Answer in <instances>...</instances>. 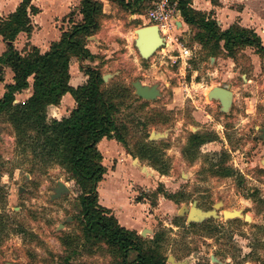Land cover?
<instances>
[{
  "label": "rangeland",
  "instance_id": "rangeland-1",
  "mask_svg": "<svg viewBox=\"0 0 264 264\" xmlns=\"http://www.w3.org/2000/svg\"><path fill=\"white\" fill-rule=\"evenodd\" d=\"M109 6L98 16L95 42H88L100 73L113 76L107 87L120 91L114 119L134 158L115 141L100 145L105 175L98 202L128 216L133 230L144 231L142 238H161L168 264H264V55L242 48L232 57L223 51L209 56L177 16L173 34L191 57L182 60L165 44L142 59L134 31L151 25V4L138 14ZM253 11L264 46V0ZM222 85L233 95L226 113L206 98ZM150 133L163 138L150 141ZM155 160L166 166L164 175L151 166ZM59 181L70 192L52 200ZM76 197L62 168L18 152L16 136L0 116V264H118L114 250L85 239ZM194 202L205 211L221 204L208 227L184 225Z\"/></svg>",
  "mask_w": 264,
  "mask_h": 264
},
{
  "label": "trees",
  "instance_id": "trees-1",
  "mask_svg": "<svg viewBox=\"0 0 264 264\" xmlns=\"http://www.w3.org/2000/svg\"><path fill=\"white\" fill-rule=\"evenodd\" d=\"M105 1L130 14H138L150 3V0ZM169 1L176 4L183 23L195 31L194 42L207 50L209 56L223 51L232 57L242 48H251L255 54L264 55V46L254 30L237 24L222 30L212 11H195L191 8V0ZM32 2L21 0L13 13L0 18V38L3 42H13L20 32L31 33L30 17L38 13ZM102 6L96 0H80L82 21L75 24L70 19V27L44 54L30 48L25 56H21L9 47L0 55V65L8 67L13 74L12 83L3 88L0 116L12 128L18 152L28 151L33 161L57 165L68 174V180L77 190L76 199L81 208L80 220L86 240L100 241L114 250L118 255V264H166L160 251L161 238L154 235L146 240L135 231L121 227L111 212L98 203L97 188L103 180L105 168L97 144L102 139L114 140L124 148L127 157L134 158L128 154L114 119L117 113L114 99L119 97L120 91L104 85L97 67L81 64L79 70L87 76L86 83L76 88L69 85L71 59H94L85 47V40L98 31ZM29 79L31 95L22 102L14 103L15 94L29 88ZM65 94H69L74 102L69 115L61 120L48 118L47 107L57 106ZM194 138L199 139L197 136ZM154 155L151 153V156ZM158 162L153 161L151 166L158 174L164 175L167 168L157 167Z\"/></svg>",
  "mask_w": 264,
  "mask_h": 264
},
{
  "label": "crops",
  "instance_id": "crops-1",
  "mask_svg": "<svg viewBox=\"0 0 264 264\" xmlns=\"http://www.w3.org/2000/svg\"><path fill=\"white\" fill-rule=\"evenodd\" d=\"M103 4L105 0H96ZM262 0H191V8L195 11L208 13L213 12L215 20L218 22L222 30L227 29L233 24L246 29H252L254 32L260 36V32L257 26L254 25V11L253 6ZM21 0H0V18L4 19L9 14L13 13ZM33 6L38 9V13L30 17L31 25L33 27L29 35L20 32L16 36L13 42H3L0 38V55L7 52V50L12 48L19 55L25 56L30 48H36L40 54H44L49 50L50 45L60 39L61 33L66 31L70 24L69 20L72 19L73 23L79 24L82 21V16L79 13L80 0H33ZM108 8H110L109 3ZM73 14L75 16V21L73 19ZM78 14V16H76ZM96 34V33H95ZM94 34V35H95ZM94 35L87 37L85 40V47L89 53L94 57L93 60H82L78 61L76 58H72L69 64V85L73 88L81 86L86 83L87 76L79 70V64L85 66L84 63H89L91 67H99V59L95 49L90 45L92 42H88L94 39ZM97 63V64H96ZM76 65V69H75ZM88 65V64H87ZM71 69L75 71L72 73ZM0 71H5V76L0 77V84L3 83L2 88L5 85L12 83L13 74L11 70L0 65ZM112 75H102V81L104 85H108L111 82ZM4 79V81H2ZM26 92L25 96L22 94ZM4 93V89L0 92V98ZM31 95V79H29V88L21 93H17L14 96V103L22 102L26 100ZM19 97H22L19 99ZM74 107L73 99L69 94H65L61 97L59 104L54 106L53 110H47V117L51 119L61 120L66 118L70 111ZM51 112V116H49ZM114 140L102 139L98 144L97 148L101 152V144H109ZM102 156V155H101ZM99 197H100V190ZM99 199L100 205L108 209L111 214L115 217L118 224L125 229L133 230V222L128 218L117 215L114 211V206L110 203L104 202V200ZM129 209V216L134 212L131 208ZM136 232V231H135ZM140 232V236H145L144 231ZM137 233V232H136ZM138 234V233H137Z\"/></svg>",
  "mask_w": 264,
  "mask_h": 264
},
{
  "label": "water",
  "instance_id": "water-1",
  "mask_svg": "<svg viewBox=\"0 0 264 264\" xmlns=\"http://www.w3.org/2000/svg\"><path fill=\"white\" fill-rule=\"evenodd\" d=\"M103 14L108 13V6L103 4L102 6ZM135 39L134 46L142 59H147L156 52L157 49L164 46V39L160 36L159 30L155 25L144 26L138 28L134 31ZM206 98L208 100H214L219 103L220 111L222 113H226L232 103L233 95L229 91L226 85H222L220 87H212L206 93ZM54 106L50 105L47 107V110H53ZM163 138L161 134L150 133L148 139L150 141L157 140ZM70 190L65 186L62 182H57L56 187L53 188V194L51 195V199H57L60 196L69 193ZM196 215V216H195ZM214 212H201L195 209V203L192 204L190 208L189 215L187 220L189 222L199 221L202 218H208L213 216ZM7 262H11V256L8 254L6 258Z\"/></svg>",
  "mask_w": 264,
  "mask_h": 264
},
{
  "label": "built area",
  "instance_id": "built-area-1",
  "mask_svg": "<svg viewBox=\"0 0 264 264\" xmlns=\"http://www.w3.org/2000/svg\"><path fill=\"white\" fill-rule=\"evenodd\" d=\"M151 6L147 11L148 23L157 26L160 36L164 39V44L174 46L178 57L186 60L191 57V50L184 46L173 34L175 30L176 18L179 12L176 4L169 0H150Z\"/></svg>",
  "mask_w": 264,
  "mask_h": 264
},
{
  "label": "flooded vegetation",
  "instance_id": "flooded-vegetation-1",
  "mask_svg": "<svg viewBox=\"0 0 264 264\" xmlns=\"http://www.w3.org/2000/svg\"><path fill=\"white\" fill-rule=\"evenodd\" d=\"M168 199V198H167ZM169 200H171V199H169ZM174 203H176V202H174ZM195 203V202H194ZM193 204V203H192ZM192 204H191V206L189 207V209H188V211H187V214L185 215V218H184V225H186V226H191V225H196V224H199V225H202L203 223H206L205 225H206V227H208V223H210V222H212V220H214V218H216L217 216H216V214H217V212H218V208H219V206H221V204L220 203H214L212 206H211V209L210 210H207V211H205V210H201V209H199V208H197V205H196V203H195V209L196 210H199V211H201V212H214V215L213 216H210V217H208V218H202V219H200L199 221H194V222H189L188 220H187V218H188V215H189V211H190V208L192 207ZM244 204L246 205V206H250V203H247V202H244ZM196 216V215H195ZM225 216L227 217V214H225ZM154 235V234H153ZM142 237V236H141ZM150 239H152V237L150 238ZM8 255V254H7ZM7 255L5 256V260H6V258H7ZM164 258H165V263L166 264H168V262H167V258L164 256Z\"/></svg>",
  "mask_w": 264,
  "mask_h": 264
},
{
  "label": "bare ground",
  "instance_id": "bare-ground-1",
  "mask_svg": "<svg viewBox=\"0 0 264 264\" xmlns=\"http://www.w3.org/2000/svg\"><path fill=\"white\" fill-rule=\"evenodd\" d=\"M168 46V45H167Z\"/></svg>",
  "mask_w": 264,
  "mask_h": 264
}]
</instances>
